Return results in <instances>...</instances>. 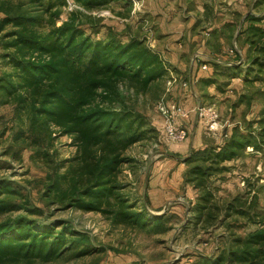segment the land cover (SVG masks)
<instances>
[{
  "label": "rangeland",
  "instance_id": "1",
  "mask_svg": "<svg viewBox=\"0 0 264 264\" xmlns=\"http://www.w3.org/2000/svg\"><path fill=\"white\" fill-rule=\"evenodd\" d=\"M63 1L64 6L61 0H0V19L6 14L10 17L25 14L36 20L38 31L45 32L50 25L60 26L72 16L75 24L88 28L96 25L102 33L110 30L124 42L130 38L143 41L148 49L159 54L168 69L163 78L151 83L146 90L119 86L121 104L113 105L114 110L127 113V124H131L127 128L131 143L123 153L127 160L118 178L123 187L121 194L132 208L128 212L133 217L127 224H118L107 215L65 208L46 196V187L54 174H62L68 161L76 156V146L56 128H51V140L37 141L13 104L0 105V182L9 183L13 190L0 197V201L12 206L10 212L0 214V223L13 224L20 218L35 226L63 222L66 234L71 231L78 234L76 237L65 235L66 242L75 241L73 248L57 258L31 262L5 260L0 264H201L202 258L239 248L250 233L264 232V149L256 151L247 147L238 158L223 165L201 160L186 164L184 157L189 152L177 154L169 150L164 120L157 109L160 102L178 103L184 108L186 103H191L192 107L197 103L215 104L224 133L229 136L232 130L242 134L250 132L254 138L259 128L264 127V82L252 83L253 74H249V79L245 77L248 61L243 52L245 37L240 34L242 22L239 19L244 16L245 22L246 17L264 16V0L259 4V0H235L239 10L232 13L237 15L235 24L226 27L225 37L218 35L222 42L211 38L214 45L210 52L205 48L208 37L203 34L209 31L210 22L221 18L215 14L233 4L227 7L223 0L207 3L205 12L215 13L212 17L210 13L208 18L201 17V23L196 17H200L199 12L195 13L198 32L203 36L199 44L202 40L205 46L202 55L195 54L196 41L187 49L188 54L181 55V50L169 52L166 40L155 29L157 24H153L154 18L149 16L145 1L142 9L134 14L129 0H108L92 11L73 1H69L70 5L67 0ZM48 6L50 10L46 12ZM10 30L8 25L3 33ZM233 43L241 55L238 52L237 56L229 57L227 50ZM174 55L183 60L180 68L173 60ZM196 56L204 59L203 62H198ZM228 62L236 63L239 68H222ZM191 63L198 68L206 64L207 69L198 70L201 74L198 76L187 75ZM208 64H217L220 68L203 78L210 68ZM9 72L10 68L0 62V77ZM207 79L213 84L205 85L201 81ZM183 82L187 83L186 88H181ZM192 121L182 123L188 137ZM202 129L197 134L205 146H217L216 143L222 144L228 138L210 136ZM194 166L216 168L205 177L199 189L186 183L185 175ZM221 166L225 171L220 170ZM207 193L208 200L204 202L202 199ZM198 204L206 209L200 212ZM231 204L234 206L230 210ZM34 208L39 209V213H30ZM241 209L244 216L238 213ZM62 228L55 229L54 236ZM259 263L264 264V260Z\"/></svg>",
  "mask_w": 264,
  "mask_h": 264
},
{
  "label": "trees",
  "instance_id": "2",
  "mask_svg": "<svg viewBox=\"0 0 264 264\" xmlns=\"http://www.w3.org/2000/svg\"><path fill=\"white\" fill-rule=\"evenodd\" d=\"M68 1L88 11L108 2ZM61 4L64 6L65 2L61 0ZM49 10L48 6L46 12ZM35 23L34 18L25 14L14 17L6 14L0 19V62L10 68L9 73L0 77V105L13 104L37 141L51 140V128H56L76 146V156L68 161L62 174H54L46 187V196L65 208L98 212L114 223L127 224L133 216L121 194L123 187L118 176L127 160L123 153L131 143L127 138L131 124H127V113L114 110L113 105L121 104L119 86L146 90L163 78L168 69L159 54L148 49L143 41L130 38L124 42L110 30L102 33L96 25L88 28L75 24L72 16L60 26L50 25L45 32L38 31ZM8 25L11 30L3 33ZM240 34L248 46L245 77L249 79V74H253L252 83L264 82V16L246 17ZM218 67L213 64L214 73ZM237 67L236 63L222 66ZM201 81L205 85L213 84L209 79ZM251 135L232 130L222 144L191 150L184 157V163L201 160L223 165L238 158L247 147L263 150L264 127L259 128L254 138ZM215 169L194 166L185 175L186 183L195 189L202 188L205 177ZM220 170L223 172L225 168L221 166ZM10 193H13L11 185L1 181L0 197ZM207 196L208 193L202 201L207 202ZM233 206L229 205L228 209ZM197 207L200 212L206 209L199 204ZM11 210V205L0 201V214ZM30 211L39 213L37 208ZM243 211L239 215L244 216ZM137 215L143 219L141 214ZM63 225V222H54L35 226L22 218L13 224L0 223V262L49 261L59 257L72 249L75 242H66L65 235H78L74 231L66 234ZM59 227L63 230L54 236ZM238 246L226 253L202 258L201 264H260L264 260L263 231L250 233Z\"/></svg>",
  "mask_w": 264,
  "mask_h": 264
},
{
  "label": "crops",
  "instance_id": "3",
  "mask_svg": "<svg viewBox=\"0 0 264 264\" xmlns=\"http://www.w3.org/2000/svg\"><path fill=\"white\" fill-rule=\"evenodd\" d=\"M144 1L146 2L145 6L147 7V12L149 13V16L151 18H154L153 24L154 23L157 24V25L155 24L156 31L159 32V34L163 37V40H166V46L168 47L167 49L169 50V52L170 51L176 52L181 50L182 53L181 55H185L186 53L188 54L187 49L190 50V46L194 43V41H196L197 45L195 46H197L198 50L195 52V54L202 55L201 52L203 51L201 50L205 46L202 40L200 41L199 44V40L202 39L203 36L202 35L200 36V33L198 32L197 28L199 27V25L196 21L198 19V22L201 23L202 22L201 17L203 16L207 17L208 13H210V10L205 12L204 10L205 5H207V3H214L216 0H144ZM223 2L226 3L227 7L230 6L231 4L233 5L230 8L222 9L221 13H216L215 14L216 17L219 16L221 18L219 19L217 17V20L214 19L213 23L210 22L212 25L210 26L209 31L203 34L205 35V37H208L206 38V41H208V46L205 48L209 49V52L210 50L212 51L213 49L212 47L214 45V41L212 42L211 38H215V37L219 38L218 42L219 43L222 42L220 41L221 39L220 37H218V35L221 36L222 34V36L225 37L226 30L228 29L226 27L228 25L232 26L233 24H235L234 19H236L237 15L232 13H236L237 11H239L234 3L235 0H223ZM197 12H199L198 15H200V17L196 16L195 13ZM214 13H215L214 11L213 12L211 11L210 13L211 17L214 15ZM195 16L197 17V19H195ZM243 17L244 16L240 17L239 19V21L242 22V25L245 23L243 22ZM218 20L219 22H216ZM210 23L208 24L210 25ZM197 33L199 35H196ZM199 45L200 47H198ZM247 48H248L247 45H245L243 48L244 56H246V59H247ZM175 55L173 57V60H175L177 67L179 66L180 68V66L183 63V60L179 57H176ZM195 58L198 62L199 60L202 62L204 60L197 56ZM228 63H233V62H228ZM208 66L210 67L208 69V73L206 74V76H202L203 78L210 77L211 74H214L213 66L211 65L212 66L211 67L209 64ZM198 70L200 71V67L198 68L197 65L191 63L189 65V68L187 69V75L190 76L201 75L200 72H198ZM177 71H181V70L177 69ZM191 105H192L191 103L185 104V109L190 112V116L187 120L183 122V124L191 122L193 118L196 119L194 113L192 112L194 106L192 107ZM194 119L192 121L193 124L189 126V133H190L189 137L185 141L179 144H167L170 151L177 154H187L191 150H197L198 148L200 147L202 148L203 146H205L202 144L203 141L201 140L200 135L197 134L199 131H201L203 125L202 127L197 126L196 125L197 119L195 120V122ZM216 144L218 145V143ZM170 163H172L173 165L175 164V162L174 163L170 162ZM176 166L178 167V165ZM176 171H178V168Z\"/></svg>",
  "mask_w": 264,
  "mask_h": 264
},
{
  "label": "built area",
  "instance_id": "4",
  "mask_svg": "<svg viewBox=\"0 0 264 264\" xmlns=\"http://www.w3.org/2000/svg\"><path fill=\"white\" fill-rule=\"evenodd\" d=\"M144 0H130L131 13L134 14L140 11L143 7ZM67 4L70 2L67 0ZM238 50L233 43L232 47L227 51L230 57L238 55ZM229 63L227 65H230ZM201 70H206L207 67L203 64L200 67ZM174 81V80H173ZM171 85V82H168ZM187 83H181V88H186ZM194 99H197L195 94L192 95ZM157 109L160 115L163 117V130L165 134V141L167 144H179L188 138L187 128L182 126V123L187 120L190 116V112L178 103H170L168 105L159 103ZM196 119L203 125L205 132L210 136H220L227 138V132L224 133L223 125L221 124L220 116L217 111L215 104H201L197 103L192 111ZM223 132V133H222Z\"/></svg>",
  "mask_w": 264,
  "mask_h": 264
}]
</instances>
